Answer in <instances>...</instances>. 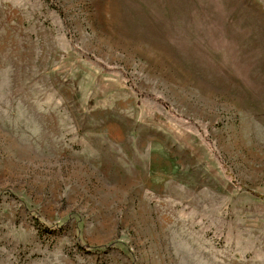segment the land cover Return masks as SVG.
<instances>
[{"label":"rangeland","instance_id":"1","mask_svg":"<svg viewBox=\"0 0 264 264\" xmlns=\"http://www.w3.org/2000/svg\"><path fill=\"white\" fill-rule=\"evenodd\" d=\"M0 264H264V0H0Z\"/></svg>","mask_w":264,"mask_h":264},{"label":"trees","instance_id":"2","mask_svg":"<svg viewBox=\"0 0 264 264\" xmlns=\"http://www.w3.org/2000/svg\"><path fill=\"white\" fill-rule=\"evenodd\" d=\"M39 222H40V219H39ZM47 228V227H46ZM49 231H51V229L50 228H47ZM87 251H88V249H87Z\"/></svg>","mask_w":264,"mask_h":264}]
</instances>
